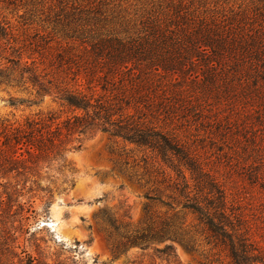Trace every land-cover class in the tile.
<instances>
[{
	"label": "trees",
	"instance_id": "1",
	"mask_svg": "<svg viewBox=\"0 0 264 264\" xmlns=\"http://www.w3.org/2000/svg\"><path fill=\"white\" fill-rule=\"evenodd\" d=\"M31 2L47 7L42 23L51 26L47 35H56L57 42L36 31L17 47L19 29L0 21V71L18 72L34 97L9 98L7 104L30 108L51 97L72 113L64 119L48 113L0 120V202L9 206L25 189L35 195L32 178L40 171L71 170L66 147L72 137L102 133L150 152L174 174L181 207L230 264H264V234L234 204L227 206L224 190L179 136L188 120L209 119L213 103L264 104V0ZM25 212L36 211L29 206ZM0 229V264H50L17 253L14 235ZM117 230L108 219L113 256L154 239L139 231L119 236ZM159 253L176 258L171 244Z\"/></svg>",
	"mask_w": 264,
	"mask_h": 264
},
{
	"label": "rangeland",
	"instance_id": "2",
	"mask_svg": "<svg viewBox=\"0 0 264 264\" xmlns=\"http://www.w3.org/2000/svg\"><path fill=\"white\" fill-rule=\"evenodd\" d=\"M30 2L0 0V21L19 29L17 47L36 31L54 45L56 35H47L51 26L42 23L47 7L36 9ZM9 98L34 99L18 72L0 71V120L22 122L48 113L64 119L72 113L51 97L17 109L7 104ZM212 106L209 119L188 120L179 136L224 190L227 206L234 204L254 231L264 234V104L242 108L226 99ZM72 140L66 147L71 170H42L32 178L35 195L25 189L9 206L0 202V228L14 235L17 253L24 250L50 264H230L196 217L181 207L174 174L150 152L102 133ZM29 206L36 211L32 216L25 212ZM25 216L29 219H22ZM108 219L116 221L119 236L139 231L154 239L113 256L105 233ZM161 234L177 240L156 237ZM168 244L174 248V260L159 253Z\"/></svg>",
	"mask_w": 264,
	"mask_h": 264
}]
</instances>
